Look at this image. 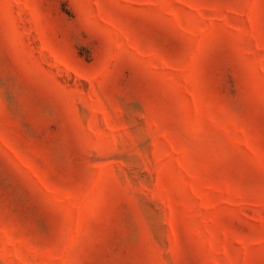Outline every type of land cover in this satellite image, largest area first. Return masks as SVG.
Returning <instances> with one entry per match:
<instances>
[{
  "label": "rangeland",
  "instance_id": "1",
  "mask_svg": "<svg viewBox=\"0 0 264 264\" xmlns=\"http://www.w3.org/2000/svg\"><path fill=\"white\" fill-rule=\"evenodd\" d=\"M0 264H264V0H0Z\"/></svg>",
  "mask_w": 264,
  "mask_h": 264
}]
</instances>
